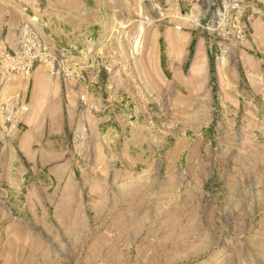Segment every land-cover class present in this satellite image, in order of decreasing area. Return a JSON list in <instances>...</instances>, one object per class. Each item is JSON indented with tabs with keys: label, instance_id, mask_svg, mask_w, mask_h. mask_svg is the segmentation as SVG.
Listing matches in <instances>:
<instances>
[{
	"label": "rangeland",
	"instance_id": "rangeland-1",
	"mask_svg": "<svg viewBox=\"0 0 264 264\" xmlns=\"http://www.w3.org/2000/svg\"><path fill=\"white\" fill-rule=\"evenodd\" d=\"M0 264H264V0H0Z\"/></svg>",
	"mask_w": 264,
	"mask_h": 264
},
{
	"label": "bare ground",
	"instance_id": "bare-ground-1",
	"mask_svg": "<svg viewBox=\"0 0 264 264\" xmlns=\"http://www.w3.org/2000/svg\"><path fill=\"white\" fill-rule=\"evenodd\" d=\"M120 25H122V24H120ZM137 45H138V40L136 39V47H137ZM137 51V50H136Z\"/></svg>",
	"mask_w": 264,
	"mask_h": 264
}]
</instances>
